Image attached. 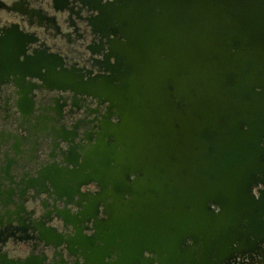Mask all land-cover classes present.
Segmentation results:
<instances>
[{"label":"water","instance_id":"95a60500","mask_svg":"<svg viewBox=\"0 0 264 264\" xmlns=\"http://www.w3.org/2000/svg\"><path fill=\"white\" fill-rule=\"evenodd\" d=\"M103 1L93 7L98 14L88 25L107 39L105 67L87 80L60 77L54 69L52 80L59 91L108 103L96 144L73 171L77 190L101 185L114 212L140 198L142 206L153 201L162 209L161 195L137 193L162 192L165 176L180 174L187 224L211 223L212 203L225 217L250 207L248 192L264 185V0ZM67 2L35 0L30 6V0H0V13L7 14H0V37L20 48L19 66L11 60L7 69L12 81H46L42 71L51 64L33 47L48 32L49 17L60 29L61 20L44 5L62 12L57 5ZM14 109L25 112L20 101ZM22 233L18 241L0 234V251L11 241L18 264L38 263L33 251L57 241L39 227ZM7 252L0 264H15L1 259Z\"/></svg>","mask_w":264,"mask_h":264},{"label":"flooded vegetation","instance_id":"af4514ba","mask_svg":"<svg viewBox=\"0 0 264 264\" xmlns=\"http://www.w3.org/2000/svg\"><path fill=\"white\" fill-rule=\"evenodd\" d=\"M97 5L98 0H69L57 5L60 11L69 12L65 23L59 21L60 29L49 17L48 32L40 34L33 47L40 60L51 64L48 72L42 71L46 81H12L7 69L11 60L19 66L15 54L20 48L0 37V63L5 67H0L2 238L11 236L18 241L25 237L22 229L26 227H39L57 238L51 246H44V241L33 251L38 261L34 264H264L262 183L248 192L250 207L225 217L212 203V222L200 225L185 221L187 192L180 174L166 175L162 192L137 193L161 195L165 203L162 209L153 201L142 206L140 198L132 207L114 212L101 185L92 182L77 190L73 171L80 169L83 157L96 144L108 103L59 91L52 80L55 70L60 77L80 80L83 76L87 80L93 76L91 71L105 67L107 39L100 31L92 34L91 27L82 30L77 20L92 23ZM85 7L90 12L86 17L82 15ZM60 37L68 43H59L55 38ZM36 85L38 89H33ZM15 101H20L24 113H17ZM131 197L125 195L126 199ZM27 198L35 199L31 207L23 203ZM30 233L29 238H33ZM58 237L62 245L57 246ZM7 250L4 247L0 255ZM1 259L15 264L20 261L19 255Z\"/></svg>","mask_w":264,"mask_h":264},{"label":"clouds","instance_id":"9594fccd","mask_svg":"<svg viewBox=\"0 0 264 264\" xmlns=\"http://www.w3.org/2000/svg\"><path fill=\"white\" fill-rule=\"evenodd\" d=\"M7 2H8V3H12V0H7ZM77 3H79V0H77ZM30 6H36V4H35V0H30ZM44 7H45V9L47 10V12H48L49 14H53V13H54V14H56L57 16H59V17H60V20H61L62 23H63L64 18L67 17V16L69 15L68 10H64V11H62V12H54V9H53L49 4H47V3L44 5ZM93 11H94L95 14H98V12H97L96 10H93ZM0 14H3V15H5V16H7L6 13H0ZM89 14H90L89 9H88L87 7H85V8L83 9V11H82V15L86 17V16H88ZM77 20H78V23L81 25V29H82V30H83V28H85V27H90V26L88 25V23H87L86 20H79V18H77ZM65 28H66V30H70V29H68V26H67V25H65ZM256 90H257V91H260V88L257 87ZM245 127H247V125H245ZM262 144H264V142H262ZM29 206L31 207V204H30ZM8 249L10 250L11 255H13V256L17 255V252L14 250L11 241H9V243H8ZM146 254H150V253H146Z\"/></svg>","mask_w":264,"mask_h":264}]
</instances>
